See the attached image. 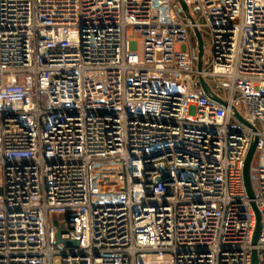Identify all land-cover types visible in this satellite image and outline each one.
<instances>
[{"label": "built area", "instance_id": "built-area-1", "mask_svg": "<svg viewBox=\"0 0 264 264\" xmlns=\"http://www.w3.org/2000/svg\"><path fill=\"white\" fill-rule=\"evenodd\" d=\"M183 1L0 0V264H264V0Z\"/></svg>", "mask_w": 264, "mask_h": 264}, {"label": "water", "instance_id": "water-1", "mask_svg": "<svg viewBox=\"0 0 264 264\" xmlns=\"http://www.w3.org/2000/svg\"><path fill=\"white\" fill-rule=\"evenodd\" d=\"M178 2L181 4L182 8L184 10L187 9L185 3L183 0H178ZM195 35H196V38H197V45H198V62H197V68L198 70L201 69L202 67V60H201V57H202V54H203V44H202V38H201V34L199 33V31H195ZM198 81H199V85L203 91V93L210 99V100H213L219 104H222V105H225V102L220 99L216 94H214L211 90V88L208 86V84L205 82V80L202 78V77H199L198 78ZM234 116L236 118H238L242 123H244L245 125H247L246 122L243 121V119H241L239 117V115L234 112ZM255 143L256 141L252 142L248 152H247V155L245 157V160H244V165H243V171H242V175H243V183H244V187H245V191L248 195V197L250 199L253 198V189H252V185H251V179H250V163H251V159H252V156H253V153H254V147H255ZM159 169L161 170V175H158L155 180L156 181H167L168 180V173L165 172L163 170V167L161 164L158 165ZM187 173L186 172H182V176L183 175H186ZM189 174H191L189 172ZM2 194V189L0 188V195ZM252 206L254 207V203L251 202ZM255 213H256V219H257V222H256V227H255V231H254V235H253V243H255L257 237H258V234H259V228H260V221H259V215L257 213V211L255 210ZM68 217L70 219L73 218V215H68ZM53 224L57 227V233H56V238H57V243H60V244H63L64 246H67V247H76L77 246V241L76 240H63L61 239V233L63 232L62 229H60L58 226H57V220L54 219L53 220ZM253 263L252 264H257V260H256V256H255V253H253Z\"/></svg>", "mask_w": 264, "mask_h": 264}, {"label": "rangeland", "instance_id": "rangeland-1", "mask_svg": "<svg viewBox=\"0 0 264 264\" xmlns=\"http://www.w3.org/2000/svg\"><path fill=\"white\" fill-rule=\"evenodd\" d=\"M251 183H252L253 189H255L257 181H256V174L254 170L251 171Z\"/></svg>", "mask_w": 264, "mask_h": 264}]
</instances>
